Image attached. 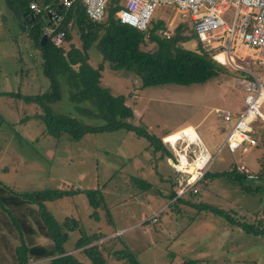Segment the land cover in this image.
<instances>
[{
  "label": "rangeland",
  "instance_id": "obj_1",
  "mask_svg": "<svg viewBox=\"0 0 264 264\" xmlns=\"http://www.w3.org/2000/svg\"><path fill=\"white\" fill-rule=\"evenodd\" d=\"M231 13L232 8H229L225 17L230 19ZM156 20L163 21V29L167 35H171L180 22L187 25V30H191L189 18L176 11L173 5L158 6L153 11L147 27ZM39 23L41 25L40 21ZM25 28L18 17L1 4L0 30L3 35L11 34L12 45L16 48L21 63L27 65L28 74H31L30 77L22 74L21 79L27 82L32 80L33 94L44 92L48 88L49 80L43 74L39 51L28 37ZM156 32L161 33L160 30ZM70 37L69 42L61 43L65 50L70 44L76 47L80 45L74 30H70ZM181 46L193 49L196 46V40L183 42ZM150 48V43L143 47V49ZM239 51L241 54L246 53V56L233 60L234 64L243 70L235 69L226 62L222 64L218 62L224 70L204 83L142 87L140 80L132 73L111 70L106 62H103L100 69V85L108 88L112 94L123 95L124 103L131 108L133 113L129 122L142 128L156 139H160L166 151L170 149L168 142L171 139L182 138L181 136L169 138L170 136L183 132L187 134L196 132L210 155L208 166H206V169L212 172L209 174H220L238 163H243L251 170H256L260 165L256 171L258 179L254 181L243 179L241 182L245 188L252 187L251 192H245L234 179L216 176L212 179L202 178L201 181L179 195L176 201H173L174 198L167 200L164 195L169 191L171 183L163 174L167 175L171 171L169 168L163 169L164 150L154 148L153 144H149L144 137L122 128L84 133L76 141L66 139L64 136L58 139L52 138L39 116L33 114L35 110L40 113L38 106L34 102L25 101L22 97L13 95H8L13 98H10L7 103L19 105L23 111L20 116L25 115V119L28 120L27 123H22L24 120H20L19 123L9 126L4 123L0 126V150L6 153L4 157L9 156L11 159L5 167L0 166V181L4 174V183L18 192L23 191L24 184H26L25 191L48 188L74 189L72 187L91 189L98 188L102 184L100 188L101 192H104L103 200L107 213L103 208H97L95 217L89 216L92 209L89 205H85L86 198L75 192L45 202V206L58 223L64 220L63 217L68 220L74 219L77 221V229L79 228L87 235L101 232L103 236L92 243L99 244L106 250L107 248L125 250L133 257L139 254L142 258L143 254L136 251L135 247L142 248V244L146 245L150 241L152 246L147 253L153 261H160L158 256L162 254L160 249L163 247L166 248L168 256L166 262L180 264L184 258L196 260L190 250L202 249L199 245L204 244L205 246L207 239H213V242H210L206 248L215 249L218 252L214 253L216 260L208 264H264V233H259L255 238L253 233L246 234L241 230L242 225L254 224L257 219L264 222V189H253L262 187L261 177L264 175L262 123L259 119H255L251 124L252 136L257 142L255 145L247 146L245 151L236 149L229 152L225 147L219 149L225 139L227 129L223 127L217 115L222 109L235 111L241 107L243 95L241 82L256 77L264 83V55L258 54L253 48H240ZM88 55V62L91 66L96 67L101 62V56L94 46L90 47ZM58 83L59 99L49 105L52 112L71 116L81 125L101 124L99 119L84 115L75 109L69 98L68 86L62 77H59ZM11 90H16V88ZM81 105L88 107L89 103H81ZM259 109L264 115V103ZM184 124L196 125L195 132L191 130L192 128H188L173 133L190 127L184 126L170 132L173 134L168 137L162 136L173 127ZM28 126L33 128L29 132L26 131ZM36 127L41 128L40 136L29 140L30 134L34 133ZM185 138L188 141L197 139L193 135H187ZM42 145H50L49 148L52 150L49 154H42ZM170 153L171 164L174 152ZM144 159H148L149 164H156L159 169L154 171L157 174L152 177L151 181L148 179L150 186L142 190L132 180L130 169L131 164L135 162L146 170ZM41 163L37 172L36 165ZM173 172L181 177L179 173L174 170ZM61 181L69 185L57 186ZM181 181L182 177L175 186ZM147 200L155 213L149 218L151 222H147L149 230L143 232L141 227L145 225L137 224V216L142 212H147L149 206ZM0 205L6 207L3 201H0ZM1 225L2 231L6 233L8 230H5L3 224ZM119 226L127 228L121 232L115 231V228ZM6 234L10 243L5 246L0 245V264H14L13 247L19 241L16 235ZM68 234L64 247L69 251H74L78 261L92 264L88 259L86 260L79 249H74V243L80 236V232L75 228L69 230ZM37 241L43 244L48 242L44 237L38 238ZM162 242L165 247L162 246ZM107 254V260L115 259L109 255L108 250L105 255ZM239 259H246V261L238 262ZM44 262L45 259H40L28 261L27 264H44ZM203 263L206 264L205 261ZM106 264H116V262Z\"/></svg>",
  "mask_w": 264,
  "mask_h": 264
},
{
  "label": "trees",
  "instance_id": "obj_2",
  "mask_svg": "<svg viewBox=\"0 0 264 264\" xmlns=\"http://www.w3.org/2000/svg\"><path fill=\"white\" fill-rule=\"evenodd\" d=\"M12 2L13 0H4L6 7L15 15H19L22 10L28 9L30 1L19 0L18 7H15ZM39 2H53L56 11L62 16L61 23L54 30V32L59 30L64 32L62 42H69L70 30L77 33L80 42L79 47L70 44L66 50L61 45L55 46L49 38L41 45L39 39L42 30L39 20L35 18L26 24L25 30L39 51L42 71L48 78L49 84L47 90L40 94L21 97L38 106L40 113L38 112L37 116L44 123L49 135L55 139L64 136L66 139L76 141L84 133L122 128L144 137L149 144H153L154 148L164 150L160 139H156L129 122L133 113L124 103L125 97L121 94H112L108 88L100 85V69L103 62H106L111 70L132 73L140 80L142 87L204 83L224 70V67L212 58V50L206 49L197 40L192 26L191 30H187V25L183 22L176 25L171 35H159L156 31L164 28L161 20L152 21L145 32L120 23L114 13L119 8L121 0H108L105 15L100 21H92L86 16L80 0H75L67 8L57 6L55 0ZM191 39L196 40L195 48L188 49L181 46V43ZM148 43L151 44V48L143 49ZM92 46L101 56V62L96 67L88 62V50ZM59 77L66 82L70 92L69 98L75 109L84 115L99 119L101 124L81 125L71 116L50 110L49 105L59 99ZM86 102L89 103L88 107L81 105ZM168 135L166 132L162 136L168 137ZM165 155L171 156L169 151H165ZM206 176L211 179L216 176H226L236 180L245 192L252 191V187L242 186L241 182L244 178L233 165L220 174ZM132 180L142 190L150 186L142 178L133 177ZM2 189L0 187V200L12 206H20L25 212V215L7 212L19 238V243L13 247L12 252L14 264H27L28 261L40 259H45L44 264H84L76 259L73 252H66L67 249L64 247L67 240L66 231L77 229V221L65 219L58 223L47 210L45 202L66 194L80 193L86 198L85 203L92 209L89 216L95 217L97 208H103L107 213L100 189L48 188L15 195ZM253 189L257 190L259 187ZM4 193H10L11 196H6ZM177 197L174 191L168 196L169 199L174 198L173 200ZM241 229L246 233H264V222L257 219L254 224L242 225ZM78 230L80 236L74 243V249H79L86 260L88 259L92 264H106L107 250L115 259H123L127 264H138L132 254L125 250L112 248L106 250L103 246L92 243L103 235L98 233L87 235ZM36 233L48 239L50 243L34 242L33 237ZM5 243L8 245L6 241ZM182 263L202 264L198 260L185 258Z\"/></svg>",
  "mask_w": 264,
  "mask_h": 264
},
{
  "label": "built area",
  "instance_id": "obj_3",
  "mask_svg": "<svg viewBox=\"0 0 264 264\" xmlns=\"http://www.w3.org/2000/svg\"><path fill=\"white\" fill-rule=\"evenodd\" d=\"M57 6L67 8L75 0H55ZM86 16L92 21H100L105 15L108 0H80ZM53 2H29L28 9L41 22L42 34L55 45L62 43L63 31L54 32L59 26L62 16L56 11ZM173 5L176 11L188 16L197 40L208 50H212V58L221 53L226 63L235 69H242L234 64L235 59H242L240 48H253L258 54L264 55V0H121L119 8L114 13L115 18L136 30L145 32L153 11L161 5ZM232 8L230 19L225 17L226 11ZM159 35H167L165 29ZM222 64V63H221ZM243 70V69H242ZM243 95L241 107L237 111L223 109L220 113L221 123L227 129V134L220 148L225 147L229 152L236 149L245 151L247 146L254 145L256 138L251 136L255 119L264 123V115L260 111L264 103V83L256 77L241 82ZM163 140V139H162ZM201 153L194 157L197 166L190 172L186 164H180L181 156L187 157L184 148L188 145L186 139H175L170 145V152H174L171 166L182 176L181 183L173 191L179 196L192 187L204 174L210 155L197 137ZM165 141L163 140V143ZM174 145H181L175 147ZM190 149V148H189ZM218 149V150H219ZM197 150V149H194ZM244 180L254 181L257 175L243 163L235 165Z\"/></svg>",
  "mask_w": 264,
  "mask_h": 264
},
{
  "label": "crops",
  "instance_id": "obj_4",
  "mask_svg": "<svg viewBox=\"0 0 264 264\" xmlns=\"http://www.w3.org/2000/svg\"><path fill=\"white\" fill-rule=\"evenodd\" d=\"M29 1L30 2L33 1V2H36V3H41V2H39L40 0H38V1H36V0H29ZM1 4L5 5L4 4V0H0V13H1ZM12 4L15 7H18L19 6V0H13ZM23 11H30V10L29 9H27V10L24 9V10H22L19 13V15H16V16L18 17V20L20 21L21 24L24 25V28H25L26 27V24L30 20H29V18H27L28 20L27 21H24L23 18L20 17V14ZM12 41H13V37H11V34L10 33H6V35H3L2 31L0 30V122H1L0 126L3 125L4 123H6V125L9 126V125L14 124V123H19L20 120H24L22 123H27V120H28V119H25V115L20 116V113H22L23 111L19 108V105H15V104L11 105V104L7 103V101L10 98H13V97H10L8 95H13V96H17L18 95V97H21V96H25V95H35V94L42 93V92H39V93L33 94L34 92L31 91V89H33V83H31L32 80H29V82H27L25 79H21V75L22 74H25V75H27L29 77L31 76V74H28L27 67H26L27 65L25 63H21L22 61H21L20 57L18 56V54L16 52V48L12 45ZM220 57H222V56H220ZM21 68H25V69H22L21 70ZM10 88L11 89L12 88H16V90H11ZM28 88L30 89L29 92H28ZM20 100H22V99H20ZM23 102H25V101H23ZM239 109L240 108H237V109H235V111H237ZM221 111H220V113H221ZM37 113L38 112L35 110V113H33V114L37 115ZM220 113L217 116L219 118V121L222 122L221 121V118H220ZM216 123H217V121H216ZM260 123H262V122L260 121ZM196 125H197V123H196ZM196 125H194V126H192L191 124L177 125V126L173 127L170 131H168V133H170L172 131H175V130H178V129L184 127V126H190V127L181 129V130L176 131V132H173V133H177V132H180V131L185 130V129H188V128H192L191 130H193L195 132L194 127ZM262 125L264 126V123H262ZM32 129H33L32 127H29L28 126L26 131L29 132ZM262 129H263V134H262L261 137L263 139H261V143L264 145V127ZM40 132H41V128H37V127L34 128V133L30 134V136H29L28 139L31 140V139L37 138L38 136H40ZM173 133H170L169 135H171ZM179 134H181V135H179ZM187 135H189V136L193 135V136H196V137L199 138V136L197 135L196 132L194 134H187V133H184V132L183 133H177V134H174L173 136H170L169 138L174 137V136H181L182 138L186 139L185 137H187ZM251 136H252V133H251ZM169 138H165V139L168 140ZM174 139H177V138H174ZM171 140H173V139H171ZM192 140L195 141L198 145H200V143L198 142L197 139H192ZM199 140L202 143V145L205 147L206 151L208 152L206 146L204 145V143L201 141L200 138H199ZM186 141H187V143L193 142V141H188L187 139H186ZM198 145L191 144L190 147H193L195 149L197 148V150H198L199 149ZM49 146L50 145H42L41 146L42 154H46V153L49 154L50 150H52V149L49 148ZM53 146H55V145H53ZM163 146L164 145H162V147ZM174 146L175 147H178V148L181 147V145H174ZM145 149H146V147H145ZM168 150H169V153H170L171 150L170 149H168ZM197 150H196V153L198 152ZM165 151L166 150L164 149V154H165ZM199 154L200 153L198 152L197 155H199ZM4 155H6V153L0 150V166H4L5 167L6 166V163H10L11 162V159L9 158V156H5L4 157ZM170 155H171V153H170ZM170 157L171 156L168 157V156L165 155V163H164L165 165H163V169L164 168H167V169L169 168L170 171H171L167 175H166V173L163 174L164 176H167L168 177V180L171 183L170 184L169 191L167 192V194L165 192V195H164L167 200H168V196L173 192V189L175 187V184L178 183L179 180H180V178L182 177V176L180 177L178 174H175L173 172V170L171 168V165H170ZM17 163H18V161H17ZM42 163L36 165L35 170L37 172H38V167L41 166ZM144 164L146 166V170H143L142 165H138L137 163L133 162L131 164L130 176L131 177L142 178L145 181H148V183H149V180L148 179H150V181H151L152 177L153 176L155 177L156 174H157L154 171H158L159 168H158V166L156 164L155 165L149 164L148 159H144ZM159 164H160V162H159ZM260 164H261V161H260ZM257 167L258 168L256 170H251L250 168L249 169L256 174V171L260 168V165H258ZM187 170L189 171V169H187ZM207 170H208V168L205 170L203 176L197 182L201 181L202 178H204V179H211V178H209L206 175H209V173H212V172H210L209 170L207 171ZM261 178H262V181H261L262 187L259 188L260 190L261 189H264V182H263L264 181V179H263L264 178V175ZM1 179H2V181H0V184L2 186L0 185V187L3 188L2 190H5L6 189V190L12 192V194H14V195L15 194H20V193H23V192H30V191H25L26 190V188H25L26 187V184L23 185V191L22 192L15 191L12 188H10L9 186H7L4 183L5 182L4 181V174L2 175V178ZM257 179H258V176H257ZM39 183H41V182H39ZM67 185H69V184L62 183V181L59 184H57V186H67ZM4 187H6V188H4ZM100 187H102V184L100 186H98V188H100ZM72 188H78V187H72ZM67 189H69V188H67ZM37 190H42V189H37ZM100 191H101V188H100ZM101 193H102V196L104 197V192L102 191ZM4 194H6V196H11L10 193H4ZM80 195H82V194H80ZM0 198H1V196H0ZM177 199H178V197H177ZM177 199H175L173 201H176ZM148 201L149 200H147V205H149V206L147 207V212H142V213H140L137 216V218H138L137 224H139L141 226L142 225H145L143 228L141 227V229H143V232H145L147 229L149 230V227H147V222H151V221H149V218L151 217V215L153 213H155V210H153V208L150 206V203H148ZM85 205H86V203H85ZM7 212H11L13 214H22V215H25L24 209L22 207H20V206H12L11 204H6V207H3V206L0 205V223L3 224V226L5 227V230L6 229L8 230V231H6V233H11L13 235H16V237L18 238V234H17V232L15 231V229L12 226L13 225V222H12L11 218L9 217V215L7 214ZM63 219L65 220L66 218L63 217ZM63 219H61V221ZM155 222L157 223V221H155ZM155 222H153V223H155ZM1 224H0V245H5L6 244L5 243L6 240H8L6 242L9 244L10 243V241H9L10 239L7 236V234L4 233V231H2V229H1V226L2 225ZM126 228L127 227H125V226H119V227H116L115 228V231H118V232L120 231L121 232V231H124V229H126ZM78 229H76V230L79 232ZM97 231L100 232L99 230H97ZM93 232H95V231H93ZM66 233H67V240H68L69 230L66 231ZM100 234H102V233L100 232ZM246 234H248V233H246ZM249 234H251V233H249ZM252 235L253 236H256L255 238H257V236H258V234H256V235L255 234H252ZM42 237L43 236H41L40 234L36 233L35 236L33 237V240H34V242H36L38 244H43L42 242H38L37 241L38 238H42ZM24 238L26 239V236ZM18 241H19V238H18ZM185 241H190V240H185ZM210 242H213V239H211V240L210 239H207L205 241V243H206L205 246H203L204 244L199 245V246H201L202 249H197L196 251L195 250H190V252H193V257L196 260H199L202 263H203V261H205L206 264H208V262H210V261H215L216 260L215 254H217L218 251L215 250V249L206 248L209 245ZM18 243H15V244L17 245ZM49 243L50 242L48 240V242L46 244H49ZM126 245L127 246H130L128 244H126ZM142 245H143L142 248H140V246L135 247L136 251L138 250L140 253L143 254V257L142 258L139 257V254H135L134 258H135V260L137 261L138 264H168L166 262L167 261L166 259L168 257L166 255V248H163L162 247L160 249V252H162V254H160L158 256L160 258V261L157 262V261H153L151 259L152 257H150L149 254L147 253L148 251L151 250L150 247L152 246V243L150 241H148V244H146V245L142 244ZM162 246L165 247L164 242H162ZM66 252H73L74 253V251H69V250H67ZM182 261L183 260L180 261V264H183ZM239 261L245 262L246 259H239L238 262ZM107 262H116V264H126L125 261H123V259H111V260H109V259L107 260L106 259V263Z\"/></svg>",
  "mask_w": 264,
  "mask_h": 264
},
{
  "label": "bare ground",
  "instance_id": "obj_5",
  "mask_svg": "<svg viewBox=\"0 0 264 264\" xmlns=\"http://www.w3.org/2000/svg\"><path fill=\"white\" fill-rule=\"evenodd\" d=\"M220 56H222V57H220ZM216 59L221 63H225L226 62V59H225V56L224 55H222L221 53H219V54H217L216 55ZM181 139H184V138H181ZM173 140H171V142H172ZM193 141V140H192ZM191 144H196V145H198L196 142H190V143H188V145L186 146V148H184V150H185V153H189V155H188V158L187 157H184V156H181V158H180V164L183 166L184 164H186V169H189V171L191 172L198 164H197V162L194 160L193 161V159H194V157L198 154V152L196 153V150H194L195 148H193V147H190L191 146ZM190 148V149H189ZM197 149V148H196ZM199 153H201V151L199 152Z\"/></svg>",
  "mask_w": 264,
  "mask_h": 264
},
{
  "label": "water",
  "instance_id": "obj_6",
  "mask_svg": "<svg viewBox=\"0 0 264 264\" xmlns=\"http://www.w3.org/2000/svg\"><path fill=\"white\" fill-rule=\"evenodd\" d=\"M20 17H22L24 21H27L28 20L27 18H29L30 21L35 19V17L32 15V13L30 11H23L20 14ZM46 40H47L46 35L45 34H41L40 39H39V43L41 45H43Z\"/></svg>",
  "mask_w": 264,
  "mask_h": 264
}]
</instances>
